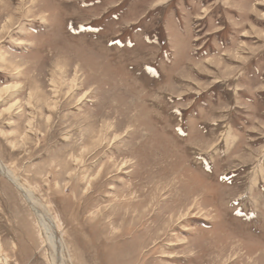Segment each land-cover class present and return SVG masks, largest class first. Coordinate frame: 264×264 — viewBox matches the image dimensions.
<instances>
[{"label":"rangeland","instance_id":"obj_1","mask_svg":"<svg viewBox=\"0 0 264 264\" xmlns=\"http://www.w3.org/2000/svg\"><path fill=\"white\" fill-rule=\"evenodd\" d=\"M0 160V264H264V0H0Z\"/></svg>","mask_w":264,"mask_h":264},{"label":"bare ground","instance_id":"obj_2","mask_svg":"<svg viewBox=\"0 0 264 264\" xmlns=\"http://www.w3.org/2000/svg\"><path fill=\"white\" fill-rule=\"evenodd\" d=\"M0 173L16 188L24 202L31 208L34 216L37 219V223L40 229L46 234L47 241L57 248L59 254L62 255L61 238H59L55 224L46 217L36 206L35 202L31 198L29 192L22 186L17 178H14L12 173L2 164L0 160ZM57 225V224H56Z\"/></svg>","mask_w":264,"mask_h":264}]
</instances>
